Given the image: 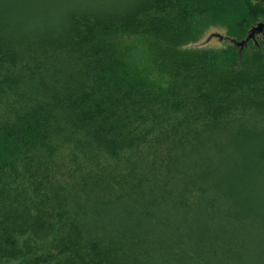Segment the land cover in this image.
Wrapping results in <instances>:
<instances>
[{
  "label": "trees",
  "instance_id": "obj_1",
  "mask_svg": "<svg viewBox=\"0 0 264 264\" xmlns=\"http://www.w3.org/2000/svg\"><path fill=\"white\" fill-rule=\"evenodd\" d=\"M259 23L264 0H0V264H264V29L185 48Z\"/></svg>",
  "mask_w": 264,
  "mask_h": 264
},
{
  "label": "rangeland",
  "instance_id": "obj_2",
  "mask_svg": "<svg viewBox=\"0 0 264 264\" xmlns=\"http://www.w3.org/2000/svg\"><path fill=\"white\" fill-rule=\"evenodd\" d=\"M226 30L223 26H212L205 30L202 37L195 43L189 44L185 46L187 49H221L227 47L231 44L229 39L227 38ZM258 40H262V36L257 37ZM120 51L135 53L136 58L141 61L140 67L145 65L146 63V56L144 54L145 44L142 40L138 38H126V39H119L118 43L116 44ZM142 64V65H141ZM157 75H154L156 78Z\"/></svg>",
  "mask_w": 264,
  "mask_h": 264
},
{
  "label": "water",
  "instance_id": "obj_3",
  "mask_svg": "<svg viewBox=\"0 0 264 264\" xmlns=\"http://www.w3.org/2000/svg\"><path fill=\"white\" fill-rule=\"evenodd\" d=\"M263 29H264V24L259 23L256 27H253L250 30L249 34L247 35L244 41L235 42L232 39H229V41L233 43L235 46L239 47L240 50H242L246 46V42L249 41L250 39H253L255 34L263 33Z\"/></svg>",
  "mask_w": 264,
  "mask_h": 264
}]
</instances>
